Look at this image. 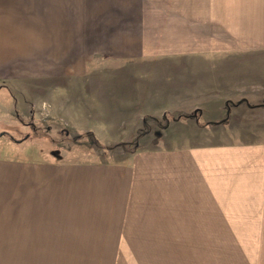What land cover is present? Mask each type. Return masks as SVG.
<instances>
[{"label":"rangeland","instance_id":"rangeland-1","mask_svg":"<svg viewBox=\"0 0 264 264\" xmlns=\"http://www.w3.org/2000/svg\"><path fill=\"white\" fill-rule=\"evenodd\" d=\"M211 2L140 0L138 54L129 52L128 40L118 39V49L88 57L81 78L44 80L37 87L43 89L41 95L20 96L3 80L7 87L0 92V170L24 167L28 193L43 200L41 207L27 200L26 193L22 200L20 181L0 176V228L18 223L11 226L44 229L0 230V264H264V173L254 165L258 149H264V109L235 105L228 125L199 126L222 117L226 100L256 103L264 95V40L212 32ZM112 9L108 6V18L120 14ZM226 10L220 8L225 25ZM238 17L228 19L230 27ZM196 110L199 123L170 119L164 129L152 123L149 134L139 139L137 152L130 154L144 116L164 124L163 115ZM86 132L103 146L127 144L98 148ZM238 148H244L239 154L246 160L248 149L254 154L241 194L233 185L243 177V169L231 170L221 182L212 179L213 165L228 163ZM80 165L97 177L95 170L106 168V190L102 182L89 184L86 196L71 191L68 171H79L74 167ZM52 168L62 175L57 185L48 184L46 171ZM132 169L154 185L167 179L186 182L192 198L182 195L192 203L199 201L195 183L202 179L203 207L183 208L188 214L183 211L182 217L171 216L169 221L162 198L122 200L120 196L132 192L119 191L116 178L132 188ZM227 177L231 184L225 183ZM239 181L242 187L243 179ZM172 193L179 194V189ZM28 243L36 245H22Z\"/></svg>","mask_w":264,"mask_h":264},{"label":"crops","instance_id":"crops-1","mask_svg":"<svg viewBox=\"0 0 264 264\" xmlns=\"http://www.w3.org/2000/svg\"><path fill=\"white\" fill-rule=\"evenodd\" d=\"M108 6L114 7V10H111L112 12L120 14L116 18H108ZM211 6L213 7L211 13L213 18L211 21L212 32H218L220 35L221 30L227 32L232 31L240 33V35H232L229 36L230 38L238 37L264 40V0H212ZM139 7L140 0H0V86H2L0 92L6 90L7 87L6 84L2 83L3 80L9 82L11 85L8 86H11L12 89L17 88L20 96H23V92L25 95L38 96L43 94V89L39 91L37 87L41 86L44 80L57 82L62 79L81 78L87 71L88 57L104 53L108 54V48L111 47L118 49L116 47L118 46V44L116 45L118 39L128 40L127 45H130L129 48H131L129 52L131 54H138L140 52L139 45L137 46L140 39ZM224 7L227 8L226 15L228 23L226 22V25L223 23L225 19L220 18V8ZM116 9H118V12L115 11ZM236 14L242 17L236 18V25L230 27L228 19L233 15L236 16ZM198 17L199 11L197 14ZM221 22L222 25L220 27ZM119 24H123V26L126 24V27L124 28ZM134 43L137 50L134 48ZM261 43L262 47H264V41ZM110 52L117 54L121 51L110 49ZM7 79L10 81H6ZM263 99L264 95L256 103H250V101L244 98L236 101L226 100L224 102L225 113L222 117L215 121L202 122L199 126L202 128L226 126L230 123L232 117L231 110L233 109L232 107H235V104L239 106L244 104L245 107L251 109H264V106L259 105ZM39 103L37 101L38 105ZM192 113L195 114V117L185 120H192L195 123H199L200 112L196 110L188 114ZM145 117L155 118L146 115L143 119ZM168 125L169 121L166 127ZM243 149H236L238 151L237 154H234V152H231V154L228 153L230 158L228 163H215L213 170L216 174L212 176L213 180L221 182L220 177H226L231 170L240 171L243 169V172H240L243 173V177L237 178L233 185L235 189H241L240 194L248 185L244 177L246 176L247 170L252 169V156L254 155L251 148L248 149L247 158L249 160H246V157H241L239 154L240 151L243 152ZM231 158L233 163H231ZM260 160H264V149L262 150V148L258 149V157L255 161L253 159V161L257 170L264 173V164ZM8 167L9 169L7 170L9 172L5 173L0 170V176L6 175L14 177L15 180H19V184L21 185H19L21 199H24L26 193L27 200L34 201L36 207H41L43 197H39L37 194H29V183L27 184V188L25 187V183L27 182L25 181V168ZM74 168H80V170L72 172L69 169L68 171L67 180L71 191H82L85 195V193H88L87 189L89 187L93 184L99 186L102 182L106 190L108 182V171L106 168L103 172L101 170L102 167L95 170V173H98L99 177L91 173L85 166L80 165ZM26 171H28L27 168ZM46 172L49 181L48 184L51 185L55 181L57 185L59 183V177L61 178L62 176L60 175V170H57V168L54 170L52 168V170H47ZM135 172L137 171L132 169V178L134 176L136 177L132 181V188L129 187V189L128 186L124 185L126 181H122L118 177L116 178V183L121 188L119 191L130 190L132 192L130 195L126 193L120 196L122 200H155L162 198L164 216L167 214L169 221H171V216L182 217L184 212L188 214V211H185L183 208H189L192 205L195 208H198V206L202 208L204 205L203 191L205 190V185L201 179V175V180L195 183V192L198 193L195 198L199 199V201L192 203L185 201L187 197L182 195L183 192H186L188 200L192 198L188 194V190L190 189H187L189 187H187L188 184L186 182H175L167 179L164 183L160 182L159 185H154L152 184L153 181L149 180V177L141 176L140 174L136 175ZM39 179L43 180L45 176L42 174ZM242 179L241 187L239 180ZM225 183L231 184V180L227 177ZM34 184L37 186L36 183ZM261 184L264 188L262 182L260 183V188ZM228 188L230 187L228 186ZM177 189H179V194L173 195V190ZM248 189L251 190L252 186H249ZM261 197L264 198V195ZM71 201L74 202L75 199L71 198ZM149 205H154V201L149 203ZM38 223L44 224L47 222ZM11 224L18 223L7 224V226L0 228V230H23L27 232L29 230L44 229V226L16 227L11 226ZM26 224L29 223L26 222ZM22 245L36 244L28 243Z\"/></svg>","mask_w":264,"mask_h":264},{"label":"trees","instance_id":"trees-1","mask_svg":"<svg viewBox=\"0 0 264 264\" xmlns=\"http://www.w3.org/2000/svg\"><path fill=\"white\" fill-rule=\"evenodd\" d=\"M237 105V104H235ZM261 106H264V99L262 101L261 104H259ZM172 117V118H170ZM195 117V114L192 113V114H183V115H178L177 117H174V116H171L170 114H166V115H163V122L164 124H160L159 121H157L155 118H151V117H145L143 119V126H142V129H140L137 133V136L136 138L133 140V147H134V150L130 151V153H133L135 151H137V147H138V141L139 139H141L143 136L149 134V132L153 129L152 127V123L155 124L156 127H158L159 129H164L168 123V121L170 119H174V120H177L178 118L181 119V118H184V119H187V118H194ZM156 135H159L160 133L159 132H155ZM78 136V134H76ZM86 137L89 138L90 142L92 144H94L96 147L98 148H103V147H106V149L108 150H113L114 148L116 147H124L126 146V142H120V143H115V144H111V145H108V146H103L101 145L94 137L92 134L90 133H86L85 134ZM137 144V145H136Z\"/></svg>","mask_w":264,"mask_h":264}]
</instances>
